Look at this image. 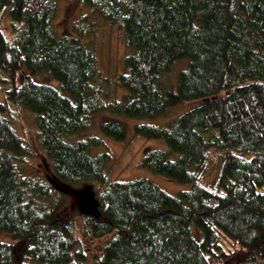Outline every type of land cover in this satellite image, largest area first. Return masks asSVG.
<instances>
[{
    "label": "trees",
    "instance_id": "obj_1",
    "mask_svg": "<svg viewBox=\"0 0 264 264\" xmlns=\"http://www.w3.org/2000/svg\"><path fill=\"white\" fill-rule=\"evenodd\" d=\"M83 6L91 13L66 36L57 27L59 0H0V97L10 87L0 101V234L15 242L0 241V264H88L73 217L49 206L48 187L18 167L25 147L7 117L10 105L36 115L58 181L105 186L99 215L84 221L95 239L109 238L97 264H264V0ZM97 18L126 32L131 54L116 79L121 99L97 83L98 59L84 41ZM180 60L189 68L169 88L165 79ZM191 102L199 105L165 126L135 128L136 137L167 144L168 152L148 151L142 166L190 187L178 195L147 179L108 184L111 152L94 157V140H72L100 113L157 119ZM102 130L127 139L121 123ZM212 151L224 154L216 179Z\"/></svg>",
    "mask_w": 264,
    "mask_h": 264
},
{
    "label": "rangeland",
    "instance_id": "obj_2",
    "mask_svg": "<svg viewBox=\"0 0 264 264\" xmlns=\"http://www.w3.org/2000/svg\"><path fill=\"white\" fill-rule=\"evenodd\" d=\"M59 1L58 30L62 35L74 36L75 24L91 12L83 6V0ZM1 16L3 27L9 30L11 25L9 15L3 13ZM96 21L99 23V26L96 27V32L85 38L84 41L88 43L90 49L96 54L98 59L100 76L97 79V83L112 91L113 98L121 99L125 91L117 89L116 79L119 74L125 71V58L131 54L126 32L120 25L112 26L99 18ZM189 65V60L178 61L173 72L166 77L165 85L169 88H175L179 75L188 69ZM23 80L24 76L21 75L19 83L22 84ZM39 81L58 86L56 82L49 78H40ZM9 89L8 85L3 87V93L0 97L1 102H5V92ZM197 105L199 103L196 102L181 105L170 109L157 119H130L120 115L100 113L93 119L87 131L76 135L72 140H94L95 142L91 144V154L94 157L111 152L113 157L107 166L108 184L113 181L147 179L160 186L169 194L178 195L180 192L190 190V187L171 182L151 173L142 166L148 151L164 150L168 152L169 148L167 144L159 140H147L136 137L135 128L139 125L165 126L167 123L193 110ZM7 117L24 141L25 160L18 165L21 172L30 180L48 187L51 192L48 197L49 202H47L49 206L52 205V208H57L60 215L73 217L75 221L74 237L77 240V249L88 258V264H97L99 258L103 255V250L109 238L95 239L91 234L86 232L84 221L96 214L88 208V204L83 197L87 193L92 192L98 199L104 191L105 186L98 183L86 182L69 185L58 181L54 174L53 162L43 145L36 115L24 108L10 105ZM110 122H118L126 126L128 135L125 141H116L103 132L102 126ZM211 156V179H216L224 160V154L212 151ZM41 201V199L38 200L39 203ZM0 241L15 243L9 234H0Z\"/></svg>",
    "mask_w": 264,
    "mask_h": 264
},
{
    "label": "water",
    "instance_id": "obj_3",
    "mask_svg": "<svg viewBox=\"0 0 264 264\" xmlns=\"http://www.w3.org/2000/svg\"><path fill=\"white\" fill-rule=\"evenodd\" d=\"M84 200L88 204V208L94 211L96 215L100 213V204L98 199L93 195L92 192L87 193L84 195Z\"/></svg>",
    "mask_w": 264,
    "mask_h": 264
}]
</instances>
